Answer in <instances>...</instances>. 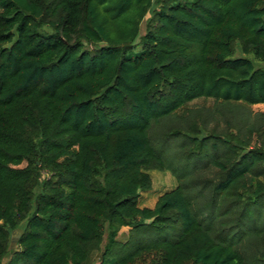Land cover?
I'll use <instances>...</instances> for the list:
<instances>
[{
    "label": "trees",
    "instance_id": "obj_1",
    "mask_svg": "<svg viewBox=\"0 0 264 264\" xmlns=\"http://www.w3.org/2000/svg\"><path fill=\"white\" fill-rule=\"evenodd\" d=\"M255 105L264 0H0V264H264Z\"/></svg>",
    "mask_w": 264,
    "mask_h": 264
},
{
    "label": "rangeland",
    "instance_id": "obj_2",
    "mask_svg": "<svg viewBox=\"0 0 264 264\" xmlns=\"http://www.w3.org/2000/svg\"><path fill=\"white\" fill-rule=\"evenodd\" d=\"M144 26H145V21H142L140 25V35H142V33L144 32ZM240 55L241 54L239 52V49L237 48L235 56L239 57ZM247 58L252 59L251 56H248ZM190 105H192L194 109H200V107L207 108L213 105V101L201 100V101H196ZM251 110L254 113H259V112L264 113V106L255 105L251 107ZM151 133H152L153 139L155 138L154 141L161 140L159 129H154ZM147 173L151 179V188L147 191H143L140 193L139 206L141 208H152L155 205L159 196H161L162 194L166 192L171 191L172 189L175 188L177 184L175 177L169 171L150 170ZM128 232H129L128 228H122L119 232L118 240L125 241L127 239ZM17 237H18V234L14 232L11 238L12 243L10 245V249L15 248ZM245 248H246L245 252L247 251L248 253V251L249 252L251 251L250 248H247L246 246H244V249ZM6 261L7 259L5 258L3 263H5ZM94 264H97V263H94Z\"/></svg>",
    "mask_w": 264,
    "mask_h": 264
}]
</instances>
